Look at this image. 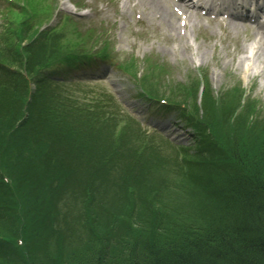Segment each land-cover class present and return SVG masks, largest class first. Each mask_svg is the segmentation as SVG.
<instances>
[{
	"label": "trees",
	"instance_id": "trees-1",
	"mask_svg": "<svg viewBox=\"0 0 264 264\" xmlns=\"http://www.w3.org/2000/svg\"><path fill=\"white\" fill-rule=\"evenodd\" d=\"M53 115L56 114L46 119L39 112L35 116L46 125L47 120L55 117ZM33 117L28 126L33 125H30ZM56 121H59L57 117ZM5 123L7 126L12 124L11 121ZM199 129L205 130L203 124ZM107 130L110 131L109 128ZM36 134L32 136V145L38 146L40 142L45 147L48 145L51 148L48 153L53 150L55 152L56 147L63 145L58 138H44ZM12 136L10 141L13 142L8 144L13 148L25 142L21 131ZM213 140L210 143L213 158L208 161L207 168L200 172L205 179L208 175L213 178L214 183L207 180L208 185L216 189L214 206L209 207L208 219H191L188 216V219L172 222L169 221L173 219L172 212L169 209L161 211L165 207L158 206L159 194L171 203L170 199L175 192L167 186L169 179L165 177V171L177 160L189 163L185 152L178 150L177 155L165 154V158L160 160L162 173L151 181L136 175L141 165L136 157L139 151L128 153L132 156H118L122 160L107 159L103 147L97 150L96 160L102 161L98 168L85 163L87 176L77 179L73 175L70 182L61 178L60 174L59 186L44 185L43 190L38 185L39 179L32 178L31 172L18 174L14 169V178H11L13 195L3 201L2 193L10 192L7 185V190L0 191V204L17 203L21 197L23 203L19 202L18 205L23 207L19 206L17 211L15 208L16 220L7 225L1 223L5 225L0 228V232L16 235L19 232L18 226L26 227L23 232L27 236L31 235L35 240L32 242H41L40 246H43L42 255L28 249L32 264H264V147H256L253 151L246 147L238 152L231 150L234 156L228 157L226 151H223L222 141ZM96 144L82 149L95 150L101 143ZM251 147L254 149V146ZM55 154L59 157V165L71 167V163H75L73 155L69 153L63 155L59 151ZM85 155L83 161L87 162L89 157ZM25 158L29 160L31 157ZM150 166L146 165V168ZM22 167L31 171L36 165L28 161ZM75 167L77 169L78 164ZM154 168L158 169L157 166ZM58 173V170L56 173L54 171L55 178H58ZM114 177L116 180H113ZM189 177L186 178L188 182ZM163 181L167 182L162 184ZM108 182L112 185H108ZM74 184H80L79 188L86 196L73 194L71 202H64L68 204L70 213H60L64 186L71 188ZM21 187L23 192L20 190L21 193L14 196L16 189ZM75 195L78 199L73 197ZM54 209L58 211L56 222L63 223L64 227L52 231ZM134 216L136 222H132ZM151 219L154 222H150ZM59 229L67 230V233L61 234ZM130 229L131 235H128Z\"/></svg>",
	"mask_w": 264,
	"mask_h": 264
},
{
	"label": "rangeland",
	"instance_id": "rangeland-1",
	"mask_svg": "<svg viewBox=\"0 0 264 264\" xmlns=\"http://www.w3.org/2000/svg\"><path fill=\"white\" fill-rule=\"evenodd\" d=\"M75 19H77V17ZM133 19L134 18L132 17L130 20L124 21L123 25H119L118 23L112 22L114 21L112 17H107L105 20L103 17V20L101 21L100 19L93 20L91 23L93 24V27H81L80 32L88 33L93 31L96 36L99 35V38H101L102 41L108 43V48H110L112 53L115 54V57L121 63L135 66V75H140L142 73V75L150 74V80L152 82H148L147 84L154 87H161V90L169 84L168 88L163 92L164 95L168 96L173 93L174 98L177 100L183 99L185 96L192 97L191 104H194L196 107L198 119L200 118V120L206 125V127H204L205 129L212 132V136H216L219 142L222 141L223 151L224 153L226 151L228 157L234 156L231 150L238 152L246 147L249 151H253L256 147L259 149L264 147V105L257 106L256 110H254L252 108L254 105L251 107V103L254 101H250L260 98L261 103L264 104V88H261V85L257 82L252 86H249L248 84L247 86H249L248 88L250 91L247 93L254 96V98L251 99H249V95L246 96L247 94L244 95L241 91L237 90L238 88H236V92L232 93L227 90L229 86L233 83H237V81L241 79L239 65H236V58L242 45L241 40L228 36L222 38L220 42L218 36H214L208 29L199 24L194 28L192 44L195 43L196 46H193L188 43L186 44L182 35H180L179 41L173 36V31L170 30L171 28L169 24L165 22L164 19L159 20L160 18H156L154 14L145 16V19L139 21ZM77 20L78 25L80 26L88 25L87 23L82 22L86 20V18L82 21L80 19ZM3 25L4 22L0 20V31L3 28ZM99 26L107 29V31L102 30ZM58 35L61 36V34ZM50 36L51 37L49 38H54L53 33ZM50 40L51 41L43 45L39 52L33 53V51H30L26 54L31 57L36 55L39 59H46V56H50L55 49V47L52 46V39ZM3 52L4 51L0 49V55H2ZM143 58L145 60H143ZM160 65L163 67H159ZM34 68L35 65H33L30 70ZM196 68L204 71L208 77L204 79L203 77L197 76V78L195 76V73H197L195 71ZM121 73L122 72L117 69L115 75L118 80L120 79L124 82L123 86L129 87L130 85H133L135 87L131 81V78L133 77L127 76V78H122ZM118 80L115 81L117 82ZM166 81H168V83H166ZM203 81L204 86L202 88L200 82L202 83ZM164 82L166 85L162 86L161 83L164 85ZM94 90L95 89H93L92 92H94ZM45 98L47 107L51 109H59L62 114L64 110H67L64 108V94H59V96L55 97L54 100L58 103V106L56 107L52 97L46 95ZM8 105V100L5 99L3 101L0 99V111L9 110L10 107ZM6 106L8 109H6ZM250 110H252V113ZM81 114L86 115L83 116L81 120L78 118H67L63 120L62 123L56 121L55 115L53 119L46 121V125L41 123V125H44V128L42 126H36L37 129L41 130L37 134L44 138L45 136H47L46 138L53 136L66 143L72 137L77 146L80 147L94 146L97 145V142L103 143L105 147L110 145L111 148L106 149V152L109 153L112 158L121 155L132 156L134 152L139 151V153H136V157L141 165L136 175H138V177H146L151 181H154V179L156 180V175L162 173L160 171L161 158L168 152H172L173 154L176 153L173 151L172 147L164 143L161 139L154 135L143 134L138 128H133L132 125H130V128L133 133H122L121 131L118 136L112 135V131L107 130L108 125L104 128L100 126L107 119V117L100 111L93 109L86 113V110L83 109ZM169 116L171 118V116L174 115L170 114ZM3 127H5V122H0V128ZM3 129L0 130L3 131ZM4 130L10 131L8 129ZM77 130H79V133L83 130V133L79 134ZM3 132L0 134V166L2 170L5 171L3 174H6L10 178H14L12 176L14 169L15 171L17 170L16 173L18 174L20 172L23 174L31 172V177L39 179V181H37L38 185L41 190H43L44 185H50L51 187L59 186L61 178L71 181L73 175L80 177L83 175L81 172L75 171V169L68 165H59V157L55 154L54 150L51 153H48L51 150V148H48V145L45 147L40 142L38 146H34L36 148L31 147L30 150L28 147L29 138L34 139L32 136H34L35 131L29 129V127L22 134L25 142L20 144V146L18 145L16 148H13L12 145L10 146L7 143L9 142L8 139L3 142ZM62 133L64 134L62 135ZM182 136L184 135H181L179 139L183 141L186 140V142L190 140L188 135L185 137ZM11 142L13 141H10V144ZM214 145H216V143H214ZM251 145L254 146V149ZM24 150H30V152H32L30 154L31 158H28L29 160L23 156ZM74 150L80 160L84 159L83 156L87 154V157H89L87 158V163H89L90 158H93L94 155L97 156V151L94 153V149H83V151H81L78 147H75ZM186 154L188 156L191 155V153ZM28 161L36 165L34 170L30 171L22 167V165L24 166ZM50 163H52V165H50ZM190 163L192 164L193 170H195V166L197 167V170L201 171H203L204 168H207L206 163L201 169L197 164L198 161L193 160V157L190 160ZM149 164L151 166L146 168V165ZM156 166L158 169L154 168ZM151 168H154V171H151ZM57 170L59 172L58 178H55L54 171L56 173ZM167 170L169 171H167V176L165 175V177L170 178L169 181L173 183L172 187L174 189L172 190L175 192V195H172V199H170L171 203H169L159 194L158 206L163 205L165 207L161 211L169 209L172 212L174 220L169 219V221H182L183 219H188V216L189 218L196 217L197 219H208L210 216L208 215L210 211L209 207L211 205L214 206L215 202V186L209 187L208 185V181H212V184L214 183L213 178L208 175L207 179H205L203 178L202 173H196L197 175H190L189 182L191 183L192 180L195 182L194 184H190L187 183L188 180L183 172L179 170L177 163L173 164L171 169L168 168ZM60 174L62 175L61 178H59ZM93 175H95V173H93ZM25 180L26 178L23 181L25 182ZM165 182L167 181L161 183L164 184ZM149 183L152 184L153 182ZM152 185H154V183ZM169 185L170 183L167 184V186ZM16 186L19 187L17 184ZM0 187H2L1 184ZM189 188L190 190H188ZM0 189L2 191V188ZM20 190L23 192V187L16 189V196H18V193H21ZM189 192H192V194ZM5 197L6 196H4V198ZM19 202L23 203L21 197L18 200V203ZM14 206L16 209L19 208V206L23 207V205L18 204H14ZM11 209H13V207L10 206V204H0V211L2 212ZM164 213L166 214V211ZM178 215L180 216V219ZM144 217H146V215ZM157 218L158 217H156V219ZM153 219H151L150 222H154ZM190 220H188V222ZM157 221L154 225L157 224ZM2 222L3 221L0 220V224ZM132 222H136L135 216ZM9 227L12 226L10 225ZM17 228L20 234L23 233L26 235V233L23 232L26 227L20 225ZM127 233L128 235H131V229L128 230ZM23 234L21 235L24 237ZM4 261L7 262L6 260Z\"/></svg>",
	"mask_w": 264,
	"mask_h": 264
},
{
	"label": "bare ground",
	"instance_id": "bare-ground-1",
	"mask_svg": "<svg viewBox=\"0 0 264 264\" xmlns=\"http://www.w3.org/2000/svg\"><path fill=\"white\" fill-rule=\"evenodd\" d=\"M162 10H163V19L166 20V22L171 26V29L170 30H175L176 26H175V17L174 15L170 12V10H165L162 5L160 4ZM191 31V30H190ZM190 31H188L187 33L190 35ZM173 36H175L179 41V37H178V34L174 33ZM256 54L253 52L252 53V57H251V63L248 64V65H252L255 63L256 61Z\"/></svg>",
	"mask_w": 264,
	"mask_h": 264
}]
</instances>
